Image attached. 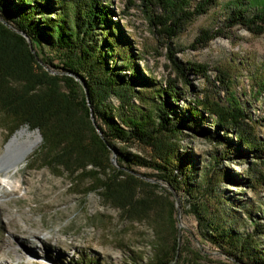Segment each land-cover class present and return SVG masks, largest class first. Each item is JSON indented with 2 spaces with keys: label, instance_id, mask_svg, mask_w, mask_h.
Wrapping results in <instances>:
<instances>
[{
  "label": "trees",
  "instance_id": "trees-1",
  "mask_svg": "<svg viewBox=\"0 0 264 264\" xmlns=\"http://www.w3.org/2000/svg\"><path fill=\"white\" fill-rule=\"evenodd\" d=\"M139 1L151 9V23L160 27L158 33L172 40L220 0ZM108 3L109 0H0V17L26 34L35 51L24 36L0 21V113L12 122L13 132L23 126L41 132L43 143L36 158L43 167L92 177L96 189L111 202H139L142 185L150 184L130 171L133 166L152 169L158 181L184 194L190 207L188 213L197 219L200 235L228 260L234 264H264L260 223L253 222L252 234L240 232L241 214L220 190L223 182L234 181L221 169L223 161L230 158L247 159L250 168L245 183L254 189L257 184L264 187L260 121L236 96L228 72L218 68L215 79L228 96L196 95L178 111L182 96L193 86L191 76L209 82L210 67L196 62L182 65L170 49L176 78L166 79L164 86L153 78L142 77L131 45L112 22L113 11ZM155 7L162 8L168 16L155 14ZM229 7L223 27L203 30L197 44L207 46L224 35L226 28L242 27L257 36L264 34V0H233ZM46 50L52 57L45 54ZM53 60L59 63L53 67L62 72L52 74L45 68L53 65ZM71 75L86 84L90 105L83 86ZM263 93L264 79L254 89L256 98ZM187 130L222 147L201 173L192 163L194 156L180 153L181 139L189 136ZM116 143L140 145L150 151V160L117 149ZM113 151L118 155L117 165L113 163ZM164 193L175 242L170 252L158 255L152 264H173L180 255L176 204L170 202L173 194L169 190ZM247 213L251 216L252 209Z\"/></svg>",
  "mask_w": 264,
  "mask_h": 264
},
{
  "label": "rangeland",
  "instance_id": "rangeland-1",
  "mask_svg": "<svg viewBox=\"0 0 264 264\" xmlns=\"http://www.w3.org/2000/svg\"><path fill=\"white\" fill-rule=\"evenodd\" d=\"M231 1L220 0L172 40L158 33L160 27L151 23V9L139 0H109L108 4L113 11L112 22L119 26L131 45L142 77L153 78L164 86L166 79L176 78L170 49L176 52L182 65L196 62L210 67L209 82L191 76L193 86L182 96L178 111L196 95L213 93L223 99L228 96L215 79L218 68L231 76L236 96L255 120L260 121L259 133L264 138V93L259 98L254 95L257 82L264 79V34L257 36L242 27L226 28L224 35L207 46L196 43L203 30L216 31L223 27ZM154 11L157 15L168 16L162 8L155 7ZM45 54L52 57L47 50ZM51 63L53 65H46L50 72H62L53 67L59 66L58 61ZM109 64L112 61L109 60ZM112 102L119 105L116 99ZM24 128L39 134L41 141L12 177L14 188L5 191L0 198V264L7 261L12 264H152L158 255L170 252L175 235L167 219L169 205L164 190H169V186L153 177L152 169L133 166L130 171L150 184L142 185L139 202L131 204L121 199L111 202L96 189L97 183L92 177L43 167L36 158L43 143L41 132L28 126L13 132L12 122L1 113L0 157L6 153L13 137ZM187 133L188 138L181 139L180 153L194 156L192 163L201 173L203 167L210 165L215 151H221L222 147L193 131L187 130ZM116 147L150 160V151L140 145L116 143ZM117 156L113 151L115 165ZM183 161L187 163L186 159ZM248 162L245 158L223 161L221 169L234 181L223 182L220 190L231 198L241 214L238 230L252 234L255 221L264 232V187L257 184L254 189L245 183L250 168ZM175 193L179 201L175 219L180 255L173 264H234L200 235L197 219L188 213L190 207L184 194ZM169 200L176 204L174 196ZM251 209L250 216L247 210ZM262 237L264 246V235Z\"/></svg>",
  "mask_w": 264,
  "mask_h": 264
},
{
  "label": "bare ground",
  "instance_id": "bare-ground-1",
  "mask_svg": "<svg viewBox=\"0 0 264 264\" xmlns=\"http://www.w3.org/2000/svg\"><path fill=\"white\" fill-rule=\"evenodd\" d=\"M41 141L39 134L35 132H30L28 129L24 128L19 131L8 145L6 155L3 158L0 157V173L3 176L0 177V198L5 191L12 190L14 188L11 179L20 168L26 162L28 156L34 152ZM2 264H12L11 262H5Z\"/></svg>",
  "mask_w": 264,
  "mask_h": 264
},
{
  "label": "water",
  "instance_id": "water-1",
  "mask_svg": "<svg viewBox=\"0 0 264 264\" xmlns=\"http://www.w3.org/2000/svg\"><path fill=\"white\" fill-rule=\"evenodd\" d=\"M0 21L2 22V23H4L6 26H8L10 29H12L13 31H16L17 33H19V34H21L22 36H24L26 39H27V41H28V43H29V45H30V49L32 50V52L33 53H35V51H34V47H33V44H32V42H31V40L29 39V37L26 35V34H24V33H22V32H20V31H17V30H15V28L11 25V24H9L7 21H5L2 17H0ZM45 66V65H44ZM45 68L47 69V67L45 66ZM48 70V69H47ZM48 71H50V70H48ZM52 74H54L53 72H51ZM71 76H73L78 82H80V84L83 86V88H84V90H85V93H86V98H87V101H88V103H89V105H90V95H89V91H88V89H87V86H86V84L77 76V75H71ZM91 112H93V110H92V108H91ZM93 116V115H92ZM95 124V123H94ZM95 126H96V124H95ZM7 149H8V147H7ZM7 151V150H6ZM4 155H6V154H4ZM4 155L2 156V158L4 157ZM4 161H6V159H4L3 158V160H2V163L4 162ZM113 163L115 164V161L113 160ZM169 191L173 194V196L175 197V199H176V208L177 209H179V205H178V197H177V194L175 193V190L172 188V187H169Z\"/></svg>",
  "mask_w": 264,
  "mask_h": 264
}]
</instances>
